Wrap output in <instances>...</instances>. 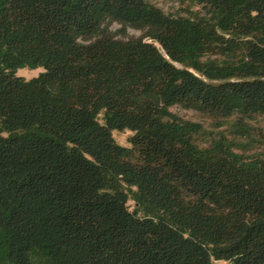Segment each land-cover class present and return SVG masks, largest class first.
Returning <instances> with one entry per match:
<instances>
[{
    "label": "trees",
    "instance_id": "1",
    "mask_svg": "<svg viewBox=\"0 0 264 264\" xmlns=\"http://www.w3.org/2000/svg\"><path fill=\"white\" fill-rule=\"evenodd\" d=\"M172 1L0 0V264H264V0Z\"/></svg>",
    "mask_w": 264,
    "mask_h": 264
},
{
    "label": "rangeland",
    "instance_id": "2",
    "mask_svg": "<svg viewBox=\"0 0 264 264\" xmlns=\"http://www.w3.org/2000/svg\"><path fill=\"white\" fill-rule=\"evenodd\" d=\"M150 4L154 5L155 7L159 8L163 13L172 16H185L184 9L189 8V3H185L183 5L172 1V0H148ZM192 10H196V8L192 7ZM105 28L107 32L111 34L116 39H130V38H139L141 36V32L129 27H122L120 24L116 22H107L105 24ZM155 46L160 50L159 46L155 44ZM42 72V69H28L23 68L16 71V76L22 77L25 80H29L31 78L36 77L38 74ZM171 113L176 115L177 117L181 118L185 121H190L193 123H198L202 126L204 134L203 136L199 137L196 141L198 144L205 146L204 143L205 138L208 137V134L215 133L218 131H224L229 124L233 123L234 119L228 120H215L209 118L205 115L199 114L197 112L191 110H185L180 107H172L170 109ZM254 125L258 126L259 128L264 127V123L259 119L255 118L251 121ZM132 134L129 131H122V132H112V137L116 144L129 147L128 138ZM133 204L129 203V210H132ZM211 264H227L224 261H215L212 260Z\"/></svg>",
    "mask_w": 264,
    "mask_h": 264
}]
</instances>
